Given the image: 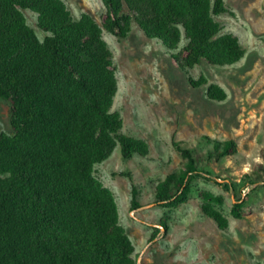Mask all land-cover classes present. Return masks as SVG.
<instances>
[{
  "label": "trees",
  "instance_id": "obj_1",
  "mask_svg": "<svg viewBox=\"0 0 264 264\" xmlns=\"http://www.w3.org/2000/svg\"><path fill=\"white\" fill-rule=\"evenodd\" d=\"M101 1L99 24L88 13L75 18L63 0H0V98L9 102L11 126L10 134L0 133V264H138L114 194L95 176L94 166L117 145L125 159L149 153L144 139L122 131L113 109L117 79L103 29L125 37L134 22L183 68L232 65L245 54L238 37L221 33L215 19L225 11L223 0ZM26 9L37 15L43 38L27 24ZM189 82L206 85L210 99L226 97L203 76ZM212 143L217 157L237 151L233 139ZM172 144L184 163L154 187L164 207L186 202L200 174L192 149ZM137 193L133 185L134 209ZM200 196L205 214L227 228L213 206L223 197ZM244 204L245 197L235 195L233 217H242Z\"/></svg>",
  "mask_w": 264,
  "mask_h": 264
},
{
  "label": "rangeland",
  "instance_id": "obj_2",
  "mask_svg": "<svg viewBox=\"0 0 264 264\" xmlns=\"http://www.w3.org/2000/svg\"><path fill=\"white\" fill-rule=\"evenodd\" d=\"M63 1L75 18L88 13L101 24V0ZM223 2L225 11L215 16L221 33L237 36L245 50L232 65L180 67L173 51L134 22L125 37L102 30L117 79L113 109L122 117V131L144 139L149 153L125 159L117 145L94 166L95 176L114 194L138 264H264V0ZM23 13L43 38L37 15L28 9ZM201 76L224 90V100L210 99L206 85L190 84L189 78ZM9 116V102L0 98V133H11ZM227 139L236 142V153L217 157L212 140ZM173 140L192 149L200 174L186 202L164 207L156 202L154 187L184 163ZM201 191L223 197L222 204L213 206L227 218V228L205 214ZM235 195L245 197L241 218L231 213Z\"/></svg>",
  "mask_w": 264,
  "mask_h": 264
}]
</instances>
